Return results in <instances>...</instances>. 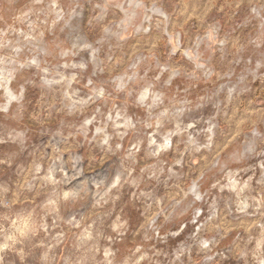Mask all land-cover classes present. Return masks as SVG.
I'll list each match as a JSON object with an SVG mask.
<instances>
[{"label":"rangeland","instance_id":"rangeland-1","mask_svg":"<svg viewBox=\"0 0 264 264\" xmlns=\"http://www.w3.org/2000/svg\"><path fill=\"white\" fill-rule=\"evenodd\" d=\"M0 264H264V0H0Z\"/></svg>","mask_w":264,"mask_h":264}]
</instances>
